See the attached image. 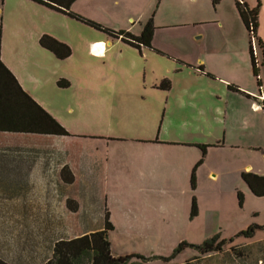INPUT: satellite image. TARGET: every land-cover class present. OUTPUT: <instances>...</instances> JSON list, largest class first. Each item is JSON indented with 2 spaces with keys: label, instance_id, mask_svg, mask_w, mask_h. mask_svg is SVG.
Wrapping results in <instances>:
<instances>
[{
  "label": "crops",
  "instance_id": "crops-1",
  "mask_svg": "<svg viewBox=\"0 0 264 264\" xmlns=\"http://www.w3.org/2000/svg\"><path fill=\"white\" fill-rule=\"evenodd\" d=\"M212 1L223 3V0ZM241 1L253 9L257 7L256 0ZM136 2L137 0H77L71 11L106 30H122L138 37L153 18L156 30L152 48L143 47L141 51L123 43L121 39L112 38L104 31L89 27L40 3L31 0H3L0 5V60L18 79L22 89L61 125L63 123L55 110L34 92L33 85H38L40 80L31 71L34 66L43 69L44 60L49 66L55 63L59 66L60 62H68L74 56L85 53L90 58L102 60L105 65L110 61L113 71L116 66L113 69L112 62L120 61L121 64L124 63L122 68L126 74L133 73V76L137 75L139 78L136 76L138 80H128V84L124 82L121 87L116 78H113L115 92L121 93L131 88L138 94L146 92L154 98L164 92L170 95L175 88V80L185 75L202 81L212 78L223 84L234 85L241 93L230 89L225 91V108L217 112V121L224 131L223 140L200 143L181 138L163 139L161 130L153 137L130 135L111 140L113 135L109 137L101 134L95 136L94 140L102 141L107 147L110 141L130 144L141 153H157L158 157L169 156L168 152L175 159L183 156L187 164V173L184 175L190 178L195 164L202 160L203 165L213 149L232 150L234 154L240 149H247L264 155V108L260 107L261 96H264V65L261 64V55L257 53L260 78L256 85L252 56H249L246 47L248 32H245L244 29L247 28L237 6L235 7L236 0L233 11L225 16L217 12L205 18L204 15L193 13L189 14L193 16L192 20L185 17L180 20L167 18L165 12L180 5L168 0H150L149 7L136 17ZM260 4L258 37L264 42V0H260ZM210 25L222 37L230 34V39L235 36L241 43H223L219 48L212 44L203 46L202 42L183 40L171 46L170 42L162 40V34L170 29L194 28L189 31L193 37V33L197 34L203 27ZM44 36L54 37L56 41L68 45L72 49V55L63 60L58 59L53 52L40 45ZM167 60L172 61V70L169 68L168 71H173L175 76L171 77L172 82L169 80L171 89L162 90L159 88L164 79L161 69ZM58 79L59 77L52 75L49 82L55 85L57 83L60 88L58 83L65 80L69 82L67 88L72 87L71 80ZM200 113L203 115V112ZM62 137L69 136L0 132V259L7 264H46L59 241L74 240L104 229L93 230L87 226L85 220L88 200L84 198L82 188L85 185L86 189L91 186L94 169L106 163L108 151L100 159L97 158V153L93 155L90 151L91 155L85 163L76 157V153H70L56 141ZM203 146L207 147L205 156L201 148ZM239 169L242 174L248 172L264 176L262 168L255 169L248 164ZM218 175L214 171L209 174L214 179Z\"/></svg>",
  "mask_w": 264,
  "mask_h": 264
},
{
  "label": "rangeland",
  "instance_id": "rangeland-1",
  "mask_svg": "<svg viewBox=\"0 0 264 264\" xmlns=\"http://www.w3.org/2000/svg\"><path fill=\"white\" fill-rule=\"evenodd\" d=\"M168 1L180 3L174 10L165 12L171 20L183 17L192 20L193 16L189 14L193 13L205 18L217 12L225 16L233 11V3L235 5L234 0H223L222 4L212 0H197L195 3L188 0ZM256 2L258 5L260 0ZM2 3L3 0H0V5ZM149 5L150 0H137L135 16ZM189 29H170L162 34V40L170 42L171 46L183 40L219 48L223 43H241L235 36L230 39V34L222 37L212 25L200 30L205 36L199 32L193 33L192 37L189 31L194 28ZM250 45L247 33L249 56ZM259 45V40L255 39L252 47L255 56L259 53L263 61ZM44 62L43 69L34 66L31 71L40 80L38 85H33L34 92L55 110L63 127L70 133L69 137L57 138L56 141L70 153H76V157L85 163L91 155L90 151L93 155L97 153L99 159L108 151L106 163L94 169L91 186L86 189L85 185L82 191L88 200L85 221L90 229H103L106 214L110 213V222L115 229L109 232L108 239L115 257L132 254L149 259L142 263L137 259L131 261L139 264H184L194 256L198 258L196 264H264L263 230H258L250 240L236 238L250 226H264V196H254L242 180V172H239V168L247 164L264 170V155L261 152L240 149L234 154L232 150L213 149L205 163L197 168L198 179L194 188L191 178L184 175L187 164L183 156L175 159L168 152L169 156L158 157L157 153H141L130 144L110 141L107 147L102 141L94 140L101 134L113 135L111 140L130 135L153 137L160 130L163 139L181 138L200 143L223 140L224 131L217 121V112L224 110V93L228 89L234 91L231 88L234 85L212 78L202 81L185 75L175 80V88L170 95L162 92L163 95L159 93L154 98L146 92L138 94L131 88L132 92H115L113 78L120 87L124 82L128 84V80L134 82L139 78L133 73L126 74L122 68L124 63L120 61L112 62L113 69L116 66L115 72L110 61L105 65L102 60L90 58L85 53L74 56L68 62H60L59 66L56 63L49 66L46 60ZM170 62L163 63V81L169 79L172 82L171 77L175 76L173 71H168L172 67ZM216 69L219 71V68ZM52 75L71 80L72 87L59 88L57 83L52 84L49 82ZM254 80L258 85L257 78ZM133 92L137 94L133 95ZM199 161L193 167L191 177ZM211 171L219 174L217 179L209 176ZM83 175L86 179L85 171ZM238 192L244 196L242 205ZM194 198L198 214L192 217ZM217 235L227 241L222 252L200 255L188 248L169 262L164 261L182 242L201 245Z\"/></svg>",
  "mask_w": 264,
  "mask_h": 264
},
{
  "label": "trees",
  "instance_id": "trees-1",
  "mask_svg": "<svg viewBox=\"0 0 264 264\" xmlns=\"http://www.w3.org/2000/svg\"><path fill=\"white\" fill-rule=\"evenodd\" d=\"M40 3L47 8L56 10L58 13L68 15L74 20L83 22L89 27L96 30L104 31L112 38L121 39L123 43L134 47L141 51L143 47L152 48V42L155 35V23L151 18L146 26H144L141 35L138 37L132 33L124 31H111L106 30L101 25L91 22L85 18L73 14L71 7L77 0H31ZM259 1V0H258ZM236 6L238 13L246 26V30L250 36V53L252 56L253 73L259 82V71L257 67V59L253 50V42L255 39L259 40V48L262 52L264 65V42L258 37L259 29V13L261 4L255 9L251 8L247 3L236 0ZM40 45L53 52L60 60L66 59L72 55V49L61 42L56 41V38L51 36H44L40 40ZM203 71V68H202ZM59 86L66 88L69 86V82L61 80ZM22 85L18 79L12 74L11 70L0 60V132L5 133H21V134H37V135H54V136H69L70 133L57 122L54 117L43 109L38 102L32 98L28 93L22 89ZM162 90H170L171 82L169 79L162 81L159 86ZM236 92L241 91L234 87H231ZM204 156L206 155L207 147H201ZM202 160L196 165L191 177V182L194 188H196V174L197 168L202 164ZM242 180L248 185L251 193L256 197L264 196V176L244 172L241 175ZM238 198L240 204L244 202V196L238 192ZM198 204L196 199L193 200V207L191 209V216L195 217L198 214ZM110 213L107 212L105 226L103 230H99L91 235L81 236L74 240H61L55 247L52 253L51 259L46 264H139L131 263L133 259H137L142 262H147L149 259L142 255H127L124 257L115 258L112 255L111 244L109 242V232L113 231L115 227L110 222ZM258 230H263L264 226L253 225L247 230L240 232L236 238L245 237L247 240L253 239L256 236ZM232 243L233 241H229ZM227 243L226 239L221 240L220 235L212 237L206 240L203 244H189L182 242L175 249L173 255L170 258L164 259L169 262L179 253L184 252L186 249L191 248L196 250L200 255H208L211 253H219L223 251V247ZM198 261L197 256H194L184 264H196ZM0 264H7L0 259Z\"/></svg>",
  "mask_w": 264,
  "mask_h": 264
},
{
  "label": "built area",
  "instance_id": "built-area-1",
  "mask_svg": "<svg viewBox=\"0 0 264 264\" xmlns=\"http://www.w3.org/2000/svg\"><path fill=\"white\" fill-rule=\"evenodd\" d=\"M261 101H262V104L260 105V107L264 108V96H261Z\"/></svg>",
  "mask_w": 264,
  "mask_h": 264
},
{
  "label": "snow or ice",
  "instance_id": "snow-or-ice-1",
  "mask_svg": "<svg viewBox=\"0 0 264 264\" xmlns=\"http://www.w3.org/2000/svg\"><path fill=\"white\" fill-rule=\"evenodd\" d=\"M98 47H102V46H98Z\"/></svg>",
  "mask_w": 264,
  "mask_h": 264
}]
</instances>
